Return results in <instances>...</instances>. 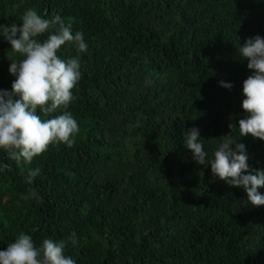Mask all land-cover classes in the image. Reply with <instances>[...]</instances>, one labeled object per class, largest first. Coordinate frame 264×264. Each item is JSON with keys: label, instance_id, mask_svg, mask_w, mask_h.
<instances>
[{"label": "trees", "instance_id": "obj_1", "mask_svg": "<svg viewBox=\"0 0 264 264\" xmlns=\"http://www.w3.org/2000/svg\"><path fill=\"white\" fill-rule=\"evenodd\" d=\"M28 8L59 15L88 45L57 53L80 57L66 109L79 133L73 147L50 145L33 160L31 185L0 152L12 165L0 172V250L21 231L37 245L75 232L65 254L76 264H264V206L183 144L197 127L211 158L226 136L239 138L250 168H264V141L228 127L246 115L251 73L237 53L264 37V0H0V24L20 23ZM18 58L0 37V89H11ZM30 189L42 202L22 199Z\"/></svg>", "mask_w": 264, "mask_h": 264}, {"label": "clouds", "instance_id": "obj_2", "mask_svg": "<svg viewBox=\"0 0 264 264\" xmlns=\"http://www.w3.org/2000/svg\"><path fill=\"white\" fill-rule=\"evenodd\" d=\"M46 32L47 37L41 39ZM0 37L19 57L9 59L8 71L15 77L11 89H0V152L31 185L41 172L39 167H30L33 160L50 145L73 147L79 133L77 121L66 109L75 99L73 89L81 79L80 57L65 60L57 53L66 43L74 45L78 53L87 52L88 45L83 33H73L71 23L59 15L46 19L34 8L24 11L20 23L0 24ZM237 54L240 61H247L251 73L242 81L241 108L246 115L228 127L237 128L239 137L250 135L264 141V37L247 38ZM218 83L226 89L233 86L223 80ZM57 112L61 114L50 115ZM238 140L226 136L209 158L199 129L192 127L185 132L183 144L198 165H210L214 177L242 188L248 204L264 206V193L258 191L264 188V168H250L246 146ZM4 171H12V165L0 161V172ZM22 199L42 202L34 189ZM76 243L75 232L65 239L46 238L37 245L31 235L21 231L14 242L0 250V264H76L65 254V249Z\"/></svg>", "mask_w": 264, "mask_h": 264}]
</instances>
